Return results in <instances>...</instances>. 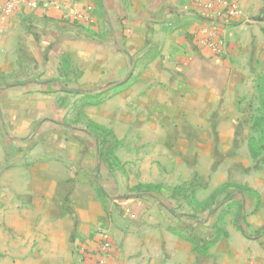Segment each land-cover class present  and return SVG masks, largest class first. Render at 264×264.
<instances>
[{
	"label": "crops",
	"instance_id": "crops-1",
	"mask_svg": "<svg viewBox=\"0 0 264 264\" xmlns=\"http://www.w3.org/2000/svg\"><path fill=\"white\" fill-rule=\"evenodd\" d=\"M56 1L90 19L53 6L0 19V87L9 84V103L0 102V264H83L96 257L99 227L115 246L112 264H264V156L242 137L256 97L247 57L264 46V0H232L241 14L221 54L196 41L197 0ZM72 81L81 96L103 91L84 114L118 141L121 169L106 177L121 189L111 200L106 191L109 202L90 181L99 175L67 169L73 157L58 150L77 145L58 136L70 114L57 85ZM35 127L52 139L33 145ZM226 184L247 188L235 197L248 224L229 217L228 235L203 253L195 247L209 240L212 219L200 217L220 207ZM162 185L182 188V217L163 211L156 194L136 195Z\"/></svg>",
	"mask_w": 264,
	"mask_h": 264
},
{
	"label": "rangeland",
	"instance_id": "rangeland-1",
	"mask_svg": "<svg viewBox=\"0 0 264 264\" xmlns=\"http://www.w3.org/2000/svg\"><path fill=\"white\" fill-rule=\"evenodd\" d=\"M5 0H3V6L1 8V15L0 19H6L7 17L3 16V8H4ZM239 4V3H238ZM247 59L251 63L248 68V70H251V73L255 76V82H254V88L256 91V97L255 99H252L250 101V107L252 108V119L251 127L249 130H243L242 131V137L248 138L249 140V146L252 153H255L256 155H262L264 156V46L261 48V50L256 51H250V54L248 55ZM69 70V69H68ZM72 70V69H70ZM69 70V71H70ZM73 71V70H72ZM70 79L77 76V73L75 71L71 72L69 75ZM8 83L3 84L0 87V102L1 105L5 106L7 105L8 98L4 96V91L9 87ZM7 86V87H6ZM15 86V85H14ZM59 91H61V87H70L74 88V82H61L57 85ZM52 87L48 86L46 89L50 90ZM53 90V89H52ZM68 94L63 95L60 97L59 102L63 107H66L69 110L70 117L63 120V127L65 128L66 132L63 134H59L58 136L60 138H66L73 139L77 143L76 146L74 145H65V146H59L58 150L65 151L68 155L72 156L73 159L71 160L72 163L67 169H71L72 166L75 167H87L88 170L91 169V172L95 175L98 174L99 177H92L90 179L92 186H94L101 198L103 199V202H109V197H107L106 191L112 195L110 197V200L116 196L117 191L121 189V184H117L114 180H111L110 178L106 177V175L109 176V173L113 172V170L116 172V170L121 169V164L117 162L116 158V150L118 141L115 139V136L112 135V132L110 130L106 129L104 126L95 125L93 121L88 119L84 114V108L87 105H90L91 103L97 104L100 101H102V95H87V96H81L75 92H67ZM102 99V100H101ZM9 103V102H8ZM250 117V116H249ZM254 123H257L256 126ZM45 130L40 129L39 127H35L34 132L31 133L32 135L30 138L32 139L33 145L36 143H40L43 139H47L49 137V134H45ZM48 132V131H47ZM62 133V132H59ZM54 134H58L54 131ZM48 140V139H47ZM79 141V142H78ZM82 144V147H79V144ZM97 144L99 145L97 147ZM97 149V150H96ZM68 165V162L66 163ZM86 165V166H85ZM91 168H90V167ZM99 169V171H98ZM109 172V173H108ZM121 172V171H119ZM131 174L137 175L136 171H132ZM236 187H225L222 191H236L238 192ZM241 187V186H240ZM146 189V190H145ZM148 189V190H147ZM247 190V188H245ZM173 191V193H172ZM182 188L180 186H176L169 190L167 186H151L150 188H142L137 192V196H142L144 194H156L157 196V204L163 211H165V207L169 206L172 209L177 208V200L178 196L175 194L178 193V195H183ZM240 192V191H239ZM227 194H225L224 202L222 201L218 206L217 209L209 208L208 212L201 214L204 216L203 218L200 217L202 221L208 219L210 220L208 225V235L209 240L198 245L196 244V247H198V251L207 253L208 251H203L204 245H208L209 247L215 243V241L218 239V237L227 236V220L229 217L232 216L233 222L236 223L237 226L241 225L243 228L246 229L247 227V220L245 219V212H243V206L240 209L239 204H241V200L237 197H231L227 199ZM135 195V196H136ZM174 199V200H173ZM174 203H176L174 205ZM187 215V214H184ZM183 214H180V217H182ZM192 219L193 218L190 215H187ZM186 216V217H187ZM187 217V218H189ZM199 218V216H198ZM104 226V225H103ZM106 228V227H105ZM263 228H261L256 235H260L262 233ZM225 232L227 234H225Z\"/></svg>",
	"mask_w": 264,
	"mask_h": 264
},
{
	"label": "built area",
	"instance_id": "built-area-1",
	"mask_svg": "<svg viewBox=\"0 0 264 264\" xmlns=\"http://www.w3.org/2000/svg\"><path fill=\"white\" fill-rule=\"evenodd\" d=\"M49 6L63 9L65 17L73 18L76 21L90 19L88 15L83 14L78 9H69L66 4L56 0H5L3 16H10L21 7L48 9ZM196 8L201 16L200 24L195 33L197 43L216 54L223 53L227 48V31L234 18L241 14L238 2L232 0H197ZM97 231L102 238L96 251V257L91 260L83 259V264H112L110 258L115 251V246L104 227H99Z\"/></svg>",
	"mask_w": 264,
	"mask_h": 264
},
{
	"label": "trees",
	"instance_id": "trees-1",
	"mask_svg": "<svg viewBox=\"0 0 264 264\" xmlns=\"http://www.w3.org/2000/svg\"><path fill=\"white\" fill-rule=\"evenodd\" d=\"M103 94V91H101V92H99V93H96V94H94V95H102ZM87 95H91L92 96V93L90 94H86L85 96H87ZM102 100V99H101ZM92 104H94V103H91L90 105H92ZM96 126H97V124L96 123H94ZM256 124L257 123H254V125L256 126ZM255 154V153H254ZM256 155V154H255ZM225 187H236L235 185H233V184H226L225 185ZM237 190H239L240 191V193L242 192L243 193V191H244V187H240V186H238L237 188H236ZM238 191V192H239ZM237 195V192L236 191H230L228 194H227V199L228 198H231V197H235ZM241 204H239V208L241 209L242 208V202H240ZM193 218H196V216L195 215H191ZM225 234H227L226 232H225ZM196 249H198V247H195ZM206 250H208V245H204V249H203V251H206ZM204 253V252H203Z\"/></svg>",
	"mask_w": 264,
	"mask_h": 264
},
{
	"label": "water",
	"instance_id": "water-1",
	"mask_svg": "<svg viewBox=\"0 0 264 264\" xmlns=\"http://www.w3.org/2000/svg\"><path fill=\"white\" fill-rule=\"evenodd\" d=\"M14 85H17V84H14ZM62 89L64 91H67V92H75V93H79L80 92V90L79 89H76V88L63 87Z\"/></svg>",
	"mask_w": 264,
	"mask_h": 264
}]
</instances>
